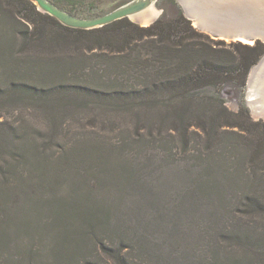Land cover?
Returning a JSON list of instances; mask_svg holds the SVG:
<instances>
[{
  "label": "trees",
  "instance_id": "16d2710c",
  "mask_svg": "<svg viewBox=\"0 0 264 264\" xmlns=\"http://www.w3.org/2000/svg\"><path fill=\"white\" fill-rule=\"evenodd\" d=\"M164 1L83 30L0 0V264H264V121L224 96L264 43Z\"/></svg>",
  "mask_w": 264,
  "mask_h": 264
},
{
  "label": "water",
  "instance_id": "95a60500",
  "mask_svg": "<svg viewBox=\"0 0 264 264\" xmlns=\"http://www.w3.org/2000/svg\"><path fill=\"white\" fill-rule=\"evenodd\" d=\"M31 1L40 12L54 17L61 24L83 30L102 28L125 18L142 26H149L155 23L163 13L160 11L158 15H149V22L144 23L143 17L148 15L145 11L152 5H156L158 0H132L95 18L75 16L62 10L50 0ZM179 2L194 27L214 39L228 42L254 44L261 41L264 43V0H179ZM250 93L248 104L252 115L255 120L264 121V82L259 81L253 98ZM250 103L256 104L257 107L252 109Z\"/></svg>",
  "mask_w": 264,
  "mask_h": 264
},
{
  "label": "rangeland",
  "instance_id": "374dc122",
  "mask_svg": "<svg viewBox=\"0 0 264 264\" xmlns=\"http://www.w3.org/2000/svg\"><path fill=\"white\" fill-rule=\"evenodd\" d=\"M50 1L53 2V0H50ZM130 1H132V0H93V1H88V2H85V3H76V2L65 1L64 2V7L66 8V10H64V9H62V10L66 11V12H68L69 9L74 10V12H76L78 14V17H81V18H83V17L95 18V17H99V16H102V15H105V14L115 10L116 8L126 4L128 2H130ZM166 1H167V4L170 5V3H168L169 0H166ZM166 1H164V3H166ZM176 1L178 2V4L183 9V6L179 2V0H176ZM53 3L55 4V2H53ZM154 8L156 10H158L159 13H160V11H163L160 8V6L158 5V2L154 6ZM183 12L185 14L184 9H183ZM80 15H83V17L80 16ZM75 16H77V15H75ZM185 16H186V14H185ZM226 42H228V41H226ZM228 43H231V42H228ZM243 43H245V42H243ZM248 44H253V43H248ZM262 62H264V57L260 60V62L258 64L260 65ZM257 65L254 66V67H257ZM261 68L262 67H259L256 70V72H257L256 75L254 74L255 68L253 70H251L252 72H250V75H249V78H248V82H247V86L244 89V91H242L241 88L235 87L234 85H229L228 87L225 88L224 96L227 98V100H228L227 105L232 111H235V112L238 111L240 102H244L249 107L248 95H249L250 92H253V93H250V94H252L251 98L254 97V92L256 90V86H258L259 85V81L263 79L262 78L263 77V74H262L263 72L260 70ZM252 79H253V82H252ZM249 109H250V107H249ZM250 112H251V109H250ZM251 115H252V112H251ZM9 116H10L9 113H4V117L5 118H7ZM252 117H253V115H252ZM0 120H2V118H0ZM136 201L137 200H134V203L131 205L130 210L133 209L134 207H136V205H137ZM145 213H146V215L148 213H151V209H147ZM200 222H199V224H200ZM22 239H23L22 236H21V239H19L20 241H15L13 239L12 243L14 245H16L17 242L20 243ZM48 244L49 243L47 242L46 245H48Z\"/></svg>",
  "mask_w": 264,
  "mask_h": 264
},
{
  "label": "bare ground",
  "instance_id": "6f19581e",
  "mask_svg": "<svg viewBox=\"0 0 264 264\" xmlns=\"http://www.w3.org/2000/svg\"><path fill=\"white\" fill-rule=\"evenodd\" d=\"M154 6L155 5H152L148 10H146L145 12H148V15H144V23H148L149 22V15H158L159 14V11L158 10H156L155 8H154ZM146 14V13H145ZM146 25V24H145ZM259 67H262L260 70L263 72L262 74H263V79L262 80H260V82H264V62H262L260 65L258 64L257 65V67H254L255 68V70H254V74L256 75V70L259 68ZM252 82H253V79H252ZM251 104V106H252V109H255V107H257V105L255 104L254 105V103H250Z\"/></svg>",
  "mask_w": 264,
  "mask_h": 264
}]
</instances>
